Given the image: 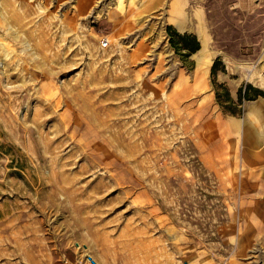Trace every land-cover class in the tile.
Returning a JSON list of instances; mask_svg holds the SVG:
<instances>
[{
  "label": "rangeland",
  "instance_id": "1",
  "mask_svg": "<svg viewBox=\"0 0 264 264\" xmlns=\"http://www.w3.org/2000/svg\"><path fill=\"white\" fill-rule=\"evenodd\" d=\"M7 10L22 24L0 30V264L69 249L78 264H264V114L249 113L264 106V0ZM170 25L200 49L177 53Z\"/></svg>",
  "mask_w": 264,
  "mask_h": 264
},
{
  "label": "trees",
  "instance_id": "2",
  "mask_svg": "<svg viewBox=\"0 0 264 264\" xmlns=\"http://www.w3.org/2000/svg\"><path fill=\"white\" fill-rule=\"evenodd\" d=\"M167 32L170 35V43L171 45L175 48V50L177 51V53H180L182 56H189L192 53H195L196 51H198L201 47L200 45V41L198 40L197 36L188 32L185 33H179L177 30L174 29L173 26H168L167 28ZM222 66V67H219ZM219 70H225L224 65L221 63V59L218 58L211 69L212 72V76L215 77V75L217 74V72ZM215 85H217L215 83ZM227 90V89H226ZM258 95H264L263 91L258 90L255 92V96ZM216 97L217 100L221 103L222 102V98H221V94L217 91L216 93ZM227 100L231 103H235L233 97L231 96L229 90H227V96H226ZM253 96L251 97V95L248 93L247 90L240 89L239 94H238V104H242L243 100L245 99H252ZM228 112H230L231 114H238L240 113V111H234L229 109Z\"/></svg>",
  "mask_w": 264,
  "mask_h": 264
},
{
  "label": "bare ground",
  "instance_id": "3",
  "mask_svg": "<svg viewBox=\"0 0 264 264\" xmlns=\"http://www.w3.org/2000/svg\"><path fill=\"white\" fill-rule=\"evenodd\" d=\"M12 20H15L16 22L20 23V25L22 24L21 15H20L19 12H15L13 10L12 14H11V12L7 10L5 14L0 15V30L5 28V26L7 27L9 25H12ZM180 25L183 26V23H180ZM200 31H201L202 34L204 33L201 28H200ZM10 32H11V30H10ZM202 42H203L204 47H205L206 46V43H205L206 41L204 39H202ZM199 61H203V56L199 57ZM252 112L256 113V115H259L262 112V110H261V108L259 106H255L254 109H252Z\"/></svg>",
  "mask_w": 264,
  "mask_h": 264
},
{
  "label": "crops",
  "instance_id": "4",
  "mask_svg": "<svg viewBox=\"0 0 264 264\" xmlns=\"http://www.w3.org/2000/svg\"><path fill=\"white\" fill-rule=\"evenodd\" d=\"M255 106H259L262 110L261 113L264 114V106L259 103L253 104L250 107L249 113L256 115V113L252 112V109H254ZM53 264H78V256L76 255L75 251L69 249L66 252H64L62 256L58 260H56Z\"/></svg>",
  "mask_w": 264,
  "mask_h": 264
},
{
  "label": "built area",
  "instance_id": "5",
  "mask_svg": "<svg viewBox=\"0 0 264 264\" xmlns=\"http://www.w3.org/2000/svg\"><path fill=\"white\" fill-rule=\"evenodd\" d=\"M101 46L103 48H107L110 46V39L108 38V36H104L102 39H101Z\"/></svg>",
  "mask_w": 264,
  "mask_h": 264
},
{
  "label": "water",
  "instance_id": "6",
  "mask_svg": "<svg viewBox=\"0 0 264 264\" xmlns=\"http://www.w3.org/2000/svg\"><path fill=\"white\" fill-rule=\"evenodd\" d=\"M91 260H92V259H91ZM92 263H93V264H97L95 260H92Z\"/></svg>",
  "mask_w": 264,
  "mask_h": 264
}]
</instances>
